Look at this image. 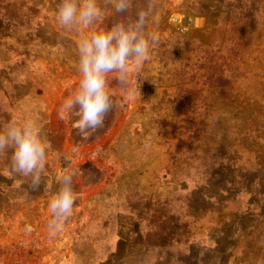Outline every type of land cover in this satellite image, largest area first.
I'll return each instance as SVG.
<instances>
[{
    "label": "rangeland",
    "instance_id": "rangeland-1",
    "mask_svg": "<svg viewBox=\"0 0 264 264\" xmlns=\"http://www.w3.org/2000/svg\"><path fill=\"white\" fill-rule=\"evenodd\" d=\"M59 2L0 0V122L31 116L53 148L34 192L0 156V264L264 260V0H157L158 42L126 86L108 75L115 107L87 140L59 109L90 29L62 28ZM119 16L104 8L95 28ZM66 161L78 198L50 236L43 186Z\"/></svg>",
    "mask_w": 264,
    "mask_h": 264
},
{
    "label": "clouds",
    "instance_id": "clouds-1",
    "mask_svg": "<svg viewBox=\"0 0 264 264\" xmlns=\"http://www.w3.org/2000/svg\"><path fill=\"white\" fill-rule=\"evenodd\" d=\"M156 6L157 0H146V7L138 9L133 17L127 15L133 0H104L103 7L100 0H60L56 18L62 28L75 30L84 26L90 29L81 35L78 43L77 67L81 76L78 89L63 100L59 109L62 119L78 117L73 126L82 139H90L94 132L102 129L115 107L108 90V75L116 73L118 82L126 86L129 63L139 65L146 61L156 46L157 37L148 31ZM107 7L113 8L121 19L110 27L95 28ZM77 150L78 146L74 147L73 153ZM9 152L11 170L27 180L30 191H38L48 156L53 152L42 123L31 116L0 122V156H7ZM56 155L64 159L59 153ZM69 165L70 161H66L58 173L59 186L55 191L48 184L43 186V191L51 195L47 222L50 236L63 229L78 198L73 184L81 170ZM31 231V225L26 224L25 232ZM257 264H264V260Z\"/></svg>",
    "mask_w": 264,
    "mask_h": 264
},
{
    "label": "trees",
    "instance_id": "trees-1",
    "mask_svg": "<svg viewBox=\"0 0 264 264\" xmlns=\"http://www.w3.org/2000/svg\"><path fill=\"white\" fill-rule=\"evenodd\" d=\"M119 17H121V16H119ZM121 19V18H120Z\"/></svg>",
    "mask_w": 264,
    "mask_h": 264
}]
</instances>
